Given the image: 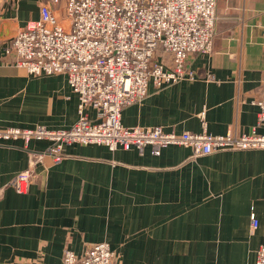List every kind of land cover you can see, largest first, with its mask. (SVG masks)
Masks as SVG:
<instances>
[{
  "label": "crops",
  "instance_id": "obj_1",
  "mask_svg": "<svg viewBox=\"0 0 264 264\" xmlns=\"http://www.w3.org/2000/svg\"><path fill=\"white\" fill-rule=\"evenodd\" d=\"M44 3L68 25L64 1L0 4V129H64L77 120L65 75H29L5 50ZM216 14L212 51L188 58L195 78L149 84L141 102L123 108V125L264 134L256 104L264 88V0H217ZM87 112L96 119L93 108ZM48 145H0V264H62L65 250L82 256L103 241L121 264H254L264 246V147L195 156L180 144L154 154L150 146L72 143L59 163L44 157L19 193L15 175L30 165V152Z\"/></svg>",
  "mask_w": 264,
  "mask_h": 264
},
{
  "label": "built area",
  "instance_id": "obj_2",
  "mask_svg": "<svg viewBox=\"0 0 264 264\" xmlns=\"http://www.w3.org/2000/svg\"><path fill=\"white\" fill-rule=\"evenodd\" d=\"M216 6L217 0H66L68 25H64L52 5L42 4L39 17L28 20L5 50L29 75H65L77 95L78 117L64 129L42 125L0 129V145L20 140L28 149L33 140L49 142L45 150L30 152V165L15 175L17 191L27 192L35 167L44 157L59 163L65 146L72 143L104 145L111 151H142L150 146L154 154L180 144L191 148L195 156L263 148L264 134L256 129L251 133L177 134L161 126L127 127L121 122L123 108L141 102L149 84L161 88L195 78L188 69V58L212 51ZM256 104L258 124H264V88ZM90 107L96 111V119L89 117ZM200 117L205 127L204 111ZM257 225L252 219L251 226ZM62 264L121 263L103 241L82 256L65 250ZM254 264H264L263 245L255 250Z\"/></svg>",
  "mask_w": 264,
  "mask_h": 264
},
{
  "label": "rangeland",
  "instance_id": "obj_3",
  "mask_svg": "<svg viewBox=\"0 0 264 264\" xmlns=\"http://www.w3.org/2000/svg\"><path fill=\"white\" fill-rule=\"evenodd\" d=\"M59 1H64V3H66V0H59ZM59 8L63 10V6L62 8L59 6Z\"/></svg>",
  "mask_w": 264,
  "mask_h": 264
}]
</instances>
